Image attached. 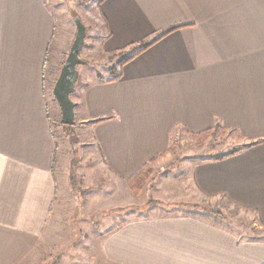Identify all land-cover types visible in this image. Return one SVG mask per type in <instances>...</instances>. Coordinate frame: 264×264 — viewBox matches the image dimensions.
I'll use <instances>...</instances> for the list:
<instances>
[{"label": "crops", "instance_id": "0c3cea01", "mask_svg": "<svg viewBox=\"0 0 264 264\" xmlns=\"http://www.w3.org/2000/svg\"><path fill=\"white\" fill-rule=\"evenodd\" d=\"M99 10L103 48L133 50L117 78L87 79L76 99L108 171L130 179L175 133L234 129L244 144L193 165V193L251 210L264 227V0H105ZM56 28L48 0H0V264L34 260L54 229ZM104 237L118 264H264V238L187 209L136 217Z\"/></svg>", "mask_w": 264, "mask_h": 264}, {"label": "rangeland", "instance_id": "374dc122", "mask_svg": "<svg viewBox=\"0 0 264 264\" xmlns=\"http://www.w3.org/2000/svg\"><path fill=\"white\" fill-rule=\"evenodd\" d=\"M48 1L57 26L48 59L47 89L49 99L55 101L51 119L57 143L54 164L58 193L54 229L45 238L42 251L25 264H118L103 253L106 234L136 217L171 214L179 209L219 220L242 238H264V227L253 211L216 207L193 193L192 166L242 147L245 141L238 131L220 127L208 134L175 133L169 150L146 165L139 177L126 180L108 171L93 129L79 113L73 125L61 123L62 113L50 86L52 81L55 85L76 38L77 15L87 26L80 56L88 64L79 65L77 90L72 94L75 102L80 84L92 78L116 77L122 60L133 50L112 53L103 48L105 25L99 0Z\"/></svg>", "mask_w": 264, "mask_h": 264}, {"label": "water", "instance_id": "95a60500", "mask_svg": "<svg viewBox=\"0 0 264 264\" xmlns=\"http://www.w3.org/2000/svg\"><path fill=\"white\" fill-rule=\"evenodd\" d=\"M75 24L77 25L76 38L53 87L54 97L58 101L62 113L61 123L66 125H73L76 122V102L72 99V94L76 91L80 77L79 65L88 64L80 56V49L86 41L87 26L78 15L75 18Z\"/></svg>", "mask_w": 264, "mask_h": 264}, {"label": "trees", "instance_id": "16d2710c", "mask_svg": "<svg viewBox=\"0 0 264 264\" xmlns=\"http://www.w3.org/2000/svg\"><path fill=\"white\" fill-rule=\"evenodd\" d=\"M105 0H99V3H100V5H101V3L102 2H104ZM176 28V27H175ZM175 28H173V29H175ZM173 29H169V30H167L166 32H164V33H162L161 35H159V36H155V37H153V39H144L142 42H141V44H140V47H141V49H145V48H147L148 46H150V45H152L153 44V42H155V41H157L158 39H160L161 37H163V36H165L166 35V33L167 32H169V31H171V30H173ZM141 51V50H140ZM129 58L130 57H126L125 59H123L122 61V63H121V65L120 66H122L123 64H125L128 60H129ZM119 74L120 73H118L117 75H116V77H113L114 79L115 78H117L118 76H119ZM209 132H207V133H202V134H208ZM257 142V141H256ZM147 165V164H146ZM146 166H144L143 168H145ZM143 168H141L140 170H138L137 172H136V174L133 176V177H131L130 179L131 180H134V178H137V177H139L142 173V170H143Z\"/></svg>", "mask_w": 264, "mask_h": 264}]
</instances>
